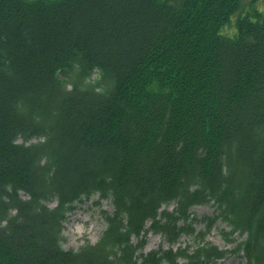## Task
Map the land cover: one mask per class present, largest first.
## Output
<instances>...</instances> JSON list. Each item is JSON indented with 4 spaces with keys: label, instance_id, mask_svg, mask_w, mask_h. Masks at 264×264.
Listing matches in <instances>:
<instances>
[{
    "label": "trees",
    "instance_id": "16d2710c",
    "mask_svg": "<svg viewBox=\"0 0 264 264\" xmlns=\"http://www.w3.org/2000/svg\"><path fill=\"white\" fill-rule=\"evenodd\" d=\"M243 5L0 0V264H136L147 219L174 243L211 201L234 252L264 264V13ZM95 193L114 208L105 231L65 250L66 213ZM224 256L203 243L142 263Z\"/></svg>",
    "mask_w": 264,
    "mask_h": 264
},
{
    "label": "rangeland",
    "instance_id": "374dc122",
    "mask_svg": "<svg viewBox=\"0 0 264 264\" xmlns=\"http://www.w3.org/2000/svg\"><path fill=\"white\" fill-rule=\"evenodd\" d=\"M243 9H245V11L239 12L240 15H245L247 14L246 12H249V16L252 17L254 11L264 13V0H244ZM237 16L238 14L234 15L230 22L223 27L221 30L223 35L235 37L236 26L234 22ZM97 198V195H93L89 199H83V201L77 205L76 209L68 215L63 229L64 249L78 250L85 243H95L100 237L101 232L105 228L103 212L111 211L112 208L106 201H103L101 204L97 203ZM47 205L52 207L54 206V202H50ZM173 206H169L168 208L171 209ZM215 211L216 209L212 204L196 206L191 209L192 215L198 220L196 231H204L203 223L200 222V220L203 219V217H212ZM222 230H224V225L217 221L210 231H207V234L204 236V242L215 245L221 250L230 251L235 245L225 242L221 236ZM179 244L192 247L194 241L189 237L182 236L174 247H177ZM159 248H168L165 240L160 238V236L148 235L144 252L157 250ZM217 264H246V260L241 254H227L226 257L218 261Z\"/></svg>",
    "mask_w": 264,
    "mask_h": 264
}]
</instances>
